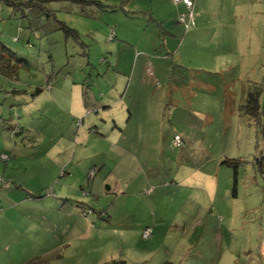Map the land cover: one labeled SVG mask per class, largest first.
Returning <instances> with one entry per match:
<instances>
[{
	"label": "rangeland",
	"instance_id": "obj_1",
	"mask_svg": "<svg viewBox=\"0 0 264 264\" xmlns=\"http://www.w3.org/2000/svg\"><path fill=\"white\" fill-rule=\"evenodd\" d=\"M23 1L0 0V46L14 53L0 135L33 187L54 159L41 150L70 137L77 180L65 202L62 177L51 182L54 226L39 207L11 219L0 200V264H264V127L240 110L255 83L264 114V0H192L188 29L174 0ZM153 18L180 27L165 35ZM71 86L83 97L72 128Z\"/></svg>",
	"mask_w": 264,
	"mask_h": 264
},
{
	"label": "crops",
	"instance_id": "obj_2",
	"mask_svg": "<svg viewBox=\"0 0 264 264\" xmlns=\"http://www.w3.org/2000/svg\"><path fill=\"white\" fill-rule=\"evenodd\" d=\"M174 1H176L177 6L183 5V7H185V5L182 1H179V0L178 1L174 0ZM154 21H156L157 26L159 27L161 32L165 35L170 34L171 36H174V33H177L175 31V28L179 29V27H180L179 24H177V26H173V25L169 24L166 27L165 25H162L163 19H158V20L154 19ZM164 28H166V30ZM72 84L74 85L75 82H73ZM72 87L73 86H71L70 94L67 95V97L69 96V100H70L69 101V107L67 108V112H68L67 114H69V117H70V121H69L70 122L69 123L70 128H72L73 124H74V122H72V115L76 112L77 113L83 112V109L81 108V106L77 105V100H82L83 97L78 96L79 93H76V95L72 94V91H73ZM128 87H129V85H128ZM128 87H126V89H128ZM40 90H41V87H40ZM54 90H58V89L54 88ZM34 100H35V98H34ZM119 125H121V124H119ZM80 134H81V130H78L76 137L77 138L81 137L82 135H80ZM85 135H86V131L84 132L83 136H85ZM5 137H6L5 135L4 136L0 135V141L2 143V145H1L2 149L0 150V153H2V152H5V153L13 152V154L15 156L16 153L14 152V150H16V149L12 148V147L13 146L16 147V145L14 143H12L13 146H11L12 144L8 141V138L5 139ZM66 140L67 141H65L64 143L60 142L58 145H55L56 144L55 143L52 146H47L43 150H41V153L48 156V159H52V158H54V159L51 160L52 167H49V169L47 171H46L47 164L46 163L42 164L43 172L42 171L38 172L40 179H37V181H38V182H36L37 185H35L34 187L33 186H26L24 184L23 180L21 182H19L14 178L15 174L19 171L17 164L21 167V165H20L21 163H18L16 161V159H15V161L9 159L5 163L3 162L4 166H1L3 168L0 169V175L5 178V180H6L5 183H8V184L10 183L11 185L8 186V184H7V186H5L0 191V200H1L2 204L3 203L6 204V206H7L6 208H9L7 210V212H9V216L11 219L13 218L12 212L15 211L16 208L18 210L29 209V211L30 210L33 211L34 208L39 207L41 211L43 210L44 212H48L47 215H48V219H49L50 224H53V226H54L57 223L56 222V215H55L56 211H57V207L55 205L51 207V205L49 204L50 198H48L46 194L43 195L42 190L49 188L51 182L58 175H60L62 177L61 180H63V181H60L59 186L57 187V192L60 194L59 197L62 199L61 201L65 202L67 200L65 198L67 192L69 193V191L73 188V185L76 184L75 182L77 179L74 178L72 180V171L66 170V166L71 163L72 158L70 157V155L73 152V148L71 146L72 141L70 140V137H68V139L66 138ZM73 156H74V153H73ZM9 161H12L11 167H9V164H8ZM44 171H46V172L44 173ZM22 172H24V171H22ZM129 179H131V178H129ZM64 181H66V182H64ZM112 186H113L112 190L114 192L117 189V187H118V191L120 190L118 182H114ZM55 187H56V184L52 188H55ZM25 201H27V202H25ZM24 203H27V204L24 205ZM65 207H66V204L64 206H61V208H65ZM211 209H212V207L209 209V211ZM60 211H61L60 213H66L65 211H62V210H60ZM43 215H44V219H46V213H43ZM20 216H23V215H20ZM110 218H111V216H110ZM157 220H158V225H160L162 220L160 218H157Z\"/></svg>",
	"mask_w": 264,
	"mask_h": 264
},
{
	"label": "trees",
	"instance_id": "obj_3",
	"mask_svg": "<svg viewBox=\"0 0 264 264\" xmlns=\"http://www.w3.org/2000/svg\"><path fill=\"white\" fill-rule=\"evenodd\" d=\"M45 1H51V0H26V1H23V5L26 6V7H31V6H36L38 8H43V3ZM78 1H81L83 3H92V4H96L97 6H102V4L97 1V0H78ZM59 24V27L61 29H63L66 33L68 34H71L75 37L78 38V32L72 28V27H69L68 25H66L64 22H61L59 21L58 22ZM14 59V53L12 51H10L8 48L4 47V46H0V74H4L5 76H9V71H8V68H10V62L11 60ZM21 64H24V63H21ZM50 81L47 80L46 83L42 86V87H45L47 84L51 85L49 83ZM37 92L40 91V87H37L36 89ZM260 92H261V88L258 84H252L250 87H249V90H247L246 94H245V99H244V103H242L240 105V110L242 111V113H244L245 115H248L249 117H251L254 122L256 123V126L257 128H259L260 130H262V127H264V121H262V119H264V114H262V111H261V108H260V103H259V96H260ZM0 128L1 129H9L10 128V125H8L6 119H4L1 115H0ZM6 155L7 156V159H3L1 158V155ZM14 156L13 152L11 153H5V152H2L0 153V159L1 161H3L4 163L11 159V157ZM0 178H1V181L2 182H5V178L3 176L0 175ZM0 181V182H1ZM43 191V195L46 194V195H50V194H53V190L50 188V189H45V190H42ZM42 195V194H41ZM67 199V198H66ZM95 211L94 208H90L88 209V212H90L91 214ZM83 215H86L87 212H82ZM96 215L100 218L102 217H107L108 216V212L105 213V211L103 210H99L96 212ZM150 229V227H149ZM35 258V257H34ZM34 258H30L29 260H27L25 263L23 264H35V260H33ZM103 264H125L123 260H111L109 262H105ZM159 264H173L171 261H168V260H165V261H162L161 263Z\"/></svg>",
	"mask_w": 264,
	"mask_h": 264
},
{
	"label": "built area",
	"instance_id": "obj_4",
	"mask_svg": "<svg viewBox=\"0 0 264 264\" xmlns=\"http://www.w3.org/2000/svg\"><path fill=\"white\" fill-rule=\"evenodd\" d=\"M179 1H182L184 3V5L186 6V8L188 9L187 15L181 14L179 17V21L185 25L186 29H188L191 25H194V17H193L192 11H191L192 6H193V2H192V0H179ZM173 141L176 145H180L182 143V139H181L179 134L174 135ZM5 157L7 158L6 155H3V154L1 155V158L6 159ZM0 181H1V178H0ZM146 232H145L144 236L149 235L150 229L148 228L146 230Z\"/></svg>",
	"mask_w": 264,
	"mask_h": 264
}]
</instances>
